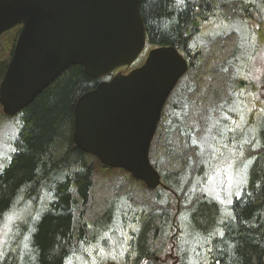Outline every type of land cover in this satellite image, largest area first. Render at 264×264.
Listing matches in <instances>:
<instances>
[{"label": "trees", "instance_id": "1", "mask_svg": "<svg viewBox=\"0 0 264 264\" xmlns=\"http://www.w3.org/2000/svg\"><path fill=\"white\" fill-rule=\"evenodd\" d=\"M221 3H141L145 48L171 45L188 63L164 104L149 148V160L169 190L160 186L149 189L130 173L105 166L75 146V102L102 79L87 76L81 65L66 68L14 116L19 120L18 132L0 167V227L13 211L29 212L24 221L11 225L0 251V264H66L73 243L87 235L89 228L101 235L118 215L129 216L118 208L122 197L132 203L149 204L156 211L136 218L140 231L135 243L132 241L130 264H139L146 257L153 262L155 252L164 249L173 226L176 230L171 240L178 253L176 260L186 262L189 255L179 245L181 233L177 232V220H173L176 201L180 202L181 215L189 189L184 176L192 170L191 160L199 161L195 137L202 134L211 114L217 113V107L228 101L229 91L234 89L228 64L236 53V34L191 45ZM246 5L254 11L264 6V0H250ZM20 27L0 35V80ZM235 86H243V81L235 80ZM254 143L246 184L225 212L215 200L203 196H196L187 207V220L200 236L197 264H264V124ZM193 172L202 178L204 164L199 161Z\"/></svg>", "mask_w": 264, "mask_h": 264}, {"label": "water", "instance_id": "2", "mask_svg": "<svg viewBox=\"0 0 264 264\" xmlns=\"http://www.w3.org/2000/svg\"><path fill=\"white\" fill-rule=\"evenodd\" d=\"M142 0H0V34L20 25L0 81V107L13 117L60 73L81 65L100 80L74 105L73 143L149 189L162 187L149 148L162 108L188 63L173 46H146ZM179 200L176 213L179 212Z\"/></svg>", "mask_w": 264, "mask_h": 264}, {"label": "rangeland", "instance_id": "3", "mask_svg": "<svg viewBox=\"0 0 264 264\" xmlns=\"http://www.w3.org/2000/svg\"><path fill=\"white\" fill-rule=\"evenodd\" d=\"M220 1L222 3L219 8L214 9L210 20L201 27L191 45H204L217 36L236 34V53L228 64L231 68L229 80L234 89L229 91L228 101L221 102L217 107L218 114H211L202 134L195 137L197 156L204 164V174L202 178L200 175H194L193 171L199 161L191 160L189 167L192 170L187 171L184 176L189 182V185L185 183L189 188L183 203L185 209L180 215L179 207L175 218L177 232L181 233L179 245L189 255L184 264H197L199 261L196 256L200 236L187 220V207L194 203L196 196H203L215 200L222 212L227 210L228 205L241 194L246 184L248 168L254 159L249 157V153L255 150L254 137L258 136L264 124V6H257L253 11L246 7L247 1L250 0ZM150 49L151 47L145 48L137 61L122 71L127 72L143 63ZM237 79L243 81V86H235ZM254 85L257 86L256 90L253 89ZM18 128V118L5 116L0 107V167L3 159L12 150V142ZM118 208L121 213L126 212L129 216L122 218L118 215L111 228L101 235L95 232V229L89 228L87 235L73 243L66 264H130L135 236L140 231V223H137L136 218L141 214L143 217L144 214L149 215L156 211L149 204L132 203L123 197L118 201ZM28 212L26 210L18 214L13 211L5 217L0 227V251L11 225L20 220L24 221ZM175 230L173 226V230L168 231V238L163 243L164 249L162 252H155L153 262L146 258L139 264H182L179 259L176 260L178 253L171 240ZM164 233L161 231L162 235H165ZM98 234L100 236L97 237ZM201 251L203 254V249ZM155 256L158 261L154 260ZM202 259L204 258L201 257Z\"/></svg>", "mask_w": 264, "mask_h": 264}, {"label": "flooded vegetation", "instance_id": "4", "mask_svg": "<svg viewBox=\"0 0 264 264\" xmlns=\"http://www.w3.org/2000/svg\"><path fill=\"white\" fill-rule=\"evenodd\" d=\"M125 69H126V67H122V68H120L121 71H122V70H125ZM149 257H150V256H149ZM146 258L148 259V257H146ZM154 260H155V261H158V257L155 256V257H154Z\"/></svg>", "mask_w": 264, "mask_h": 264}, {"label": "bare ground", "instance_id": "5", "mask_svg": "<svg viewBox=\"0 0 264 264\" xmlns=\"http://www.w3.org/2000/svg\"><path fill=\"white\" fill-rule=\"evenodd\" d=\"M61 74V73H60ZM165 185V184H164ZM166 186V185H165ZM169 189V188H168ZM167 190V189H166ZM146 259V258H145Z\"/></svg>", "mask_w": 264, "mask_h": 264}]
</instances>
